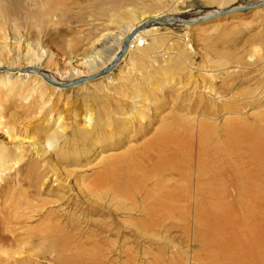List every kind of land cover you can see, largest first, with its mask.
<instances>
[{
    "label": "rangeland",
    "instance_id": "1",
    "mask_svg": "<svg viewBox=\"0 0 264 264\" xmlns=\"http://www.w3.org/2000/svg\"><path fill=\"white\" fill-rule=\"evenodd\" d=\"M0 1V149L11 154L12 159L18 158L20 160L19 164L15 160L11 162L6 170H1L0 174V236L6 235L12 240V242L8 241L7 243L0 240V259L5 258L2 256L4 252H13V255L18 257L17 253H21L27 248H20L22 244H30L28 241L32 239L37 241L38 234L47 224V222L42 221L49 220L46 217L47 209L50 208V205H59L58 208L62 206L59 215L69 213L81 217L82 221L85 222L83 229L86 237L92 239L93 236L101 235L98 254L101 261L109 259L114 264H125L129 261L133 262L129 264H199L194 258L196 254H205V252L203 244L196 240L197 235H195L197 234L195 230L197 227L195 226L197 207L194 201L196 197H194V189L190 196L186 192L190 185L195 187L194 181L184 180V182L181 180L177 182L180 174H174L172 186L180 194L174 195V199L168 203V208H157L153 218L154 223L157 224L154 230L152 229L154 234L138 231L141 228V222L147 221L148 217L146 218L140 212L130 214L128 211V206H131L130 201L124 200L115 203L108 196H94L86 190V185L95 179L90 176L94 172L91 165H94L99 158L128 155L130 148L139 147L142 145V141L152 137L157 132L156 129L161 126V122H157L151 127L153 132L150 131L143 140L131 142L130 139L136 131L142 126L148 125V121L152 119H166L172 125L170 119L173 117H169V115H179L178 109L185 104L189 105L191 110L197 109L198 113L200 110L198 116L201 117L202 113L207 112L206 118L215 120L213 122L215 123L213 125L214 133L205 139L209 150V154H207L209 162L204 168L202 167L206 175L202 179L204 185L201 183L203 185L201 188L206 186L204 187L206 193H216L215 189L220 190L219 198H227V206L233 207V210L229 211L227 206H224L226 202L224 204L213 202V204L223 205V215L225 216L232 211L236 212L238 218L234 221L243 225L241 221L245 215L240 213L239 200L248 203L242 191L244 186L252 181L256 182L261 185L256 187L259 195L264 193V156L258 153L264 146V133L261 129L264 125L262 122L256 121L254 115L259 113L258 111L261 112L260 109H264V107L259 108L257 106L250 109L242 104L230 106L229 97L233 95L237 99L244 94L246 96L244 91L254 89L257 83L263 82L261 87L264 86V73L258 72L260 67H264V6L228 14L224 17L202 20L189 26L174 23L163 26L157 25L156 29H151V33H146L141 40H137L135 35L132 37L129 35L130 40L125 46L127 38L124 35L121 36V29L124 28L131 10H135L137 13L145 11L152 13L158 10V13L168 14L169 17L176 16L190 20L192 15L196 16V12L208 11V8L215 9L217 5H215L214 0H52V3L49 0L47 1L49 5L44 6V10L40 11L39 8L45 0ZM260 1L239 0V3L249 7L257 5ZM43 12L45 15L47 12L50 15L58 14V19H56L60 23L56 27L58 32L51 29L52 23H47L48 20H44ZM40 16L43 17V20ZM35 19L46 22L42 32L38 35L33 30H27V26L30 25L25 24L28 21L33 22ZM137 19V22L141 20L138 16ZM15 21L21 25L20 30L13 29ZM65 24H69L68 27ZM113 35L119 37L120 45L124 47L123 56L114 63V66L109 67L111 69L108 74H104L107 68L90 77L82 59L87 53V56L90 55V47L100 49L106 45L107 48L114 46V50H116L118 46L111 42ZM72 36L75 39L80 37L81 40L78 39L77 41ZM64 39L68 41L64 43ZM154 39L165 42L164 46V42L161 41L162 46L157 48V51H162L166 47L169 49L167 51L165 49L167 53L164 51L160 53L161 55L155 53L154 50V53L150 52L154 58L145 60L140 56L139 51L148 53V45H152ZM131 40L134 43L130 47ZM74 42H77L76 46ZM186 44L189 46L187 47ZM253 45L259 50V52L256 50L259 54L254 55L257 56L253 59L254 65L251 62V56L255 52ZM107 48L106 53L109 52ZM188 49L189 51H187ZM32 53L36 56V65H32V67L39 68V71L48 72V74L53 73L60 81L67 82V84L72 81L70 72L74 71L76 75L79 72L80 76H77V80L73 82L78 80H84V82L74 84L72 86L74 88L63 87L62 90L58 87L52 88V84L47 81L37 80V78L29 76L27 64L31 60L30 55ZM164 53L166 55L162 56ZM180 53L184 56V60L177 59L181 58ZM207 53L208 57L215 61L211 67L213 66L212 68L217 71L218 80L215 85L218 93L216 97L218 98L213 95L211 97L205 96L194 82L187 86L189 82L195 80L194 77L198 75L199 70L205 67L206 61L204 59ZM260 55L262 56L260 57ZM237 57H240L241 60L236 61ZM242 61L244 62L242 63ZM221 62H229L227 66L231 68L228 73L220 72L219 63ZM38 64L41 67H37ZM236 66L243 67V69ZM246 68H249L248 71ZM230 72L233 73L229 74ZM144 73L150 76L149 83L144 79ZM246 73L255 76L253 78L255 80L240 82L238 78ZM162 74L168 78L161 80ZM156 80H158V91L154 90L155 85H153L154 88L150 86L151 82ZM180 81L181 85H178ZM162 82L164 83L162 84ZM133 86L138 90L152 91L149 95L153 94L151 99L153 106L144 107L140 114L131 112L127 117V113L125 118L124 115H118L120 121L113 124L112 133L115 135L119 131L118 127L122 129L124 127L126 135L122 138L114 136V147L109 146V151H104L103 155L98 158V151L89 143L83 142L79 131H77L86 125L84 115L87 111L93 114V120L88 123L92 128L90 134L93 133V136L99 137L98 134H102L101 129H104L97 121L100 112L106 113L104 121L110 124L114 115V113H110V110L114 111L117 106L125 109L126 112L127 109L131 110V107H134L135 110L136 106H142L137 102L138 100L131 99L138 94L140 95V93L133 91ZM17 87H24L23 92L18 91ZM180 87L182 89L179 90ZM257 103L255 104L257 105ZM259 103L264 105L262 101ZM163 104H166L167 109L165 107L164 114H160L161 110H156V107ZM228 108H232L236 112L228 115L230 113L224 111ZM181 115L184 114L181 113ZM142 118L144 121L141 120ZM225 119H232V122H236V119L240 121L234 124L236 126L234 130L231 132L227 130L226 134L227 122L224 124ZM141 121L145 123L143 124ZM58 124L61 125L60 129H57ZM12 126H15L16 129L11 132ZM62 129H65V134L58 137L56 152L53 150L54 154L52 155H43L29 141L22 140V138L30 137L33 133L50 135L53 131L61 132ZM81 131L83 135L86 134L84 130ZM105 133L104 129L103 138L110 139L111 136L109 135L104 137ZM127 138L129 142H126ZM194 157V160L197 161V155ZM49 161L62 169L61 173L64 175L67 185L64 184L65 186L60 189L53 187L49 192L47 190L46 194H43L40 193V189H42L44 176L50 173L48 178H45V186L48 189L55 180L51 174ZM89 162L92 163L89 165ZM193 164L191 171L194 174L196 168L194 161ZM217 166L219 167L217 168ZM183 168L186 170V174L190 176V169L185 166ZM207 169L211 171L215 169L216 174H211V171ZM233 172L236 174L232 175ZM190 179L195 180L194 178ZM217 182L223 184L219 186ZM173 183H177L175 184L177 187ZM197 200H200L198 203L201 206L205 204V209L208 211L207 199L198 196ZM235 200L238 201H236L238 204ZM55 201L56 203H53ZM141 204L137 211L146 205ZM249 205L252 207L254 204L249 201ZM121 208L122 210H118ZM249 210L251 212V209ZM62 212L66 213L63 214ZM207 213L212 216L211 212ZM228 216L230 218L236 217L233 214ZM235 222H232L234 227V231H232L234 234L232 235H235L234 238L241 237V225H235ZM209 224H213V222L209 221ZM21 235L23 237L20 239L19 236ZM90 244L87 246L90 247Z\"/></svg>",
    "mask_w": 264,
    "mask_h": 264
},
{
    "label": "bare ground",
    "instance_id": "2",
    "mask_svg": "<svg viewBox=\"0 0 264 264\" xmlns=\"http://www.w3.org/2000/svg\"><path fill=\"white\" fill-rule=\"evenodd\" d=\"M47 1H49V0H45V2L43 1L44 4L42 6H40V8H39L40 11L44 10V6L49 5L48 4L49 2H47ZM51 1L52 0H50V2ZM38 2H41V1H38ZM38 2H36V3H38ZM214 2H215V5H217V8H215V9H213V8L209 9L208 8V11H201V13L196 12V16L192 15L193 17L190 18V20H192V21L182 19V17L179 16L180 19L182 20V22H184V23H181V22L176 23L175 19H174L176 16L175 17H169L170 15H168V14L165 15L162 12L158 13V10H157V12H152V13H150V12L148 13L147 11H145L143 13H137V12H135V10H131V14H129L124 28L121 29V31H122L121 36L124 35L125 38H128L129 35H131L130 37H132V35H135V38L137 40H141L145 36L146 33H148V34L151 33L150 32L151 29H153V28L156 29L157 25L163 26V25H171V23H174V24H181V26L182 25L189 26V25H193L197 22L199 23L202 20H210L209 19L210 17L217 15V14H220L223 10H225L227 8H234V9H237L240 11H243L245 8H247L242 3H239V0H214ZM0 3H1V1H0ZM234 4H236V5L234 6ZM52 6H53V4H52ZM256 6H261V7L264 6V0H261L260 3H258ZM51 9H53V8H51ZM48 10H49V8H48ZM47 13L45 15L43 12V17H45L44 20L45 19L48 20L47 23H50V24L52 23L51 29H54L58 32L59 30H58V28H56L57 26L60 25V23H58L56 21V19H58L57 18L58 14L57 15L52 14V12H51L52 15H50ZM137 16H138V18H141V20L139 22H137L138 21ZM43 17H41L42 20H43ZM155 19L157 21L150 24L148 27H146L144 29V31L139 30V27L141 25H143L144 23H146L149 20H155ZM185 23H189V24H185ZM25 24L30 25V26H27V28H28L27 30H31V31L33 30V31H35L34 33H36L38 35L39 33L42 32L44 26L46 25V22H41V20L37 21L35 19V21H33V22L28 21ZM65 25L68 27L67 24H65ZM21 28H22L21 25H19V23H17L16 21L13 23V29L14 30L15 29L20 30ZM98 30H100V28H98ZM29 35H28V38H29ZM80 35H82V34H80ZM75 36H77V35H75ZM109 36H111V35H109ZM155 36H157V35L155 34ZM73 38L75 39V37H73ZM118 38L119 37L117 35H113L112 39H111L113 41L110 40L114 45L116 44L118 46V48L116 50H114V46H110L109 48H107L106 45H104L100 49L99 48L97 49L96 47H94L95 44L92 43L94 45L93 46L94 48L92 49V47H90L91 48L90 55L87 56L88 53L86 52L87 53L86 56L82 59V61L84 62V65L87 67V70H88L87 73L90 77L99 74V72L104 70V69H107V68L111 69L109 67L114 66V63L119 61L120 58L123 56L124 47L120 45V41L118 40ZM135 38H134V41H135ZM67 39H68V37H67ZM78 39H80V37ZM78 39H77V41H78ZM161 39H162V37H161ZM58 40H60V39H58ZM87 40H89V39H87ZM67 41L65 40L64 43H66ZM134 41H132L130 43V47L132 46ZM161 41H159L158 39H154V41H153L154 44L151 43L152 45H148L149 46V52L145 53V52L139 51L140 56L142 58H145V60L147 58H149L151 60L152 58H154V56H152L150 52L154 53V50H155V53H158L159 55H161L160 53L164 52L165 49L167 48L166 47L162 51H157V48L161 47L162 42H164V41H162V42ZM96 42L97 41H95V43ZM98 42H99V40H98ZM177 43H179V42H177ZM74 45L76 46L77 42L76 43L74 42ZM175 45H178V44L175 43ZM254 45H253V47H254ZM164 46H165V42H164ZM186 46L188 47L189 45L186 44ZM71 47H73V46H71ZM106 48L109 50L108 53H106ZM168 49H166V51ZM112 50H114V51L111 53ZM254 50H255V52H254L253 56H251L252 65L255 64V62L253 61L254 57H257L254 55H256V53L259 52V50H257L256 47H254ZM256 50L258 52H256ZM166 51H165V53H167ZM187 51H189V49ZM252 51H251V54H252ZM165 53L162 56H165L166 55ZM2 55H3V53H2ZM154 55H157V54H154ZM224 55H226V54H224ZM180 56H181V58H177V59L184 60V56L181 53H180ZM261 56L262 55H260V57ZM30 57H31V60H29V62L27 64V68L29 69V72H27V73L29 74V76L35 77V78H37V80L39 79L41 81H43V80L47 81L48 83L52 84V88L58 87V88L62 89L63 87H68L67 85H69V87H72L74 84H80V83L84 82V80H78L76 82H73L74 80H77V78H76L77 76H80L79 72H77V75H76V73L74 71L70 72V78L72 80V81H70V83L67 84V82L60 81L58 79V77L55 76L53 73L52 74H48V72L44 73L42 71H39L38 70L39 68L36 69L35 67H32V65H36V56L32 53L30 55ZM205 57H206L204 59V61H206L205 67L203 69L199 70L198 75L196 77H194L195 80L192 82H189L187 84V86H189L191 83L194 82V83H196L197 87H199V89L202 91V93L205 96L207 95V96L211 97L213 95L214 97H216L218 95V93H217L215 82L218 80V77L216 76L217 71L215 70V68H212L213 66L211 67V64L215 63V61H212V59H210L208 57V53ZM233 58H235V57H233ZM221 60H222V58H221ZM240 60H241L240 57L236 58V61H240ZM228 61H229V59H228ZM232 61H233V59H232ZM243 62L244 61H242V63ZM154 63L156 64L155 60H154ZM228 63L227 62L219 63V65L221 66V68L219 69L220 72L228 73L229 69L231 68V67L227 66ZM28 66H30V67H28ZM39 66H40V64H38L37 67H39ZM236 67H239V66H236ZM239 68L243 69V67H239ZM246 69L248 71L249 68H246ZM105 72H106V70H105ZM258 72L263 74L264 73V67L263 66L260 67ZM232 73L233 72H230L229 74H232ZM248 76H250V77H248ZM149 77L150 76H148L147 73H144V79L148 83H149ZM167 78L168 77H166L165 74H162V77L160 79L164 80ZM236 78H237V76H236ZM253 78H255V76H251L250 73H246L244 76L241 75V77H239L238 80H240V82L255 80ZM157 82H158V80L152 81L151 82L152 84L150 85L151 88H154L153 85H155L156 87L154 88V90H156V91L159 90V86L157 85L158 84ZM163 83L164 82H162V84ZM262 84H263V82H261V84L257 83L256 84L257 86L254 87V89H250L249 91H244L247 94L246 96L244 94V96L238 97L237 99H235L233 97V95L231 97H229L230 100H232V101L229 100L230 106L231 105L236 106V104L237 105L242 104V105L248 106V108H250V109L251 108L253 109V107H257V106H259V108H263L264 105L259 103V101H262V103L264 102V91H263L264 86L261 87ZM22 85H24V84H22ZM178 85H181V81L179 82ZM184 86H186V85H184ZM24 87H25V85H24ZM148 87H149V84H148ZM17 88H18L17 89L18 91L23 92L22 87H17ZM72 88H74V87H72ZM15 89H16V87H15ZM180 89H182V87H180L179 90ZM133 91L140 93V95L138 94L137 96H134L131 99L132 100H138L137 102H139L142 105L141 107L136 106L135 110H134V107H131L130 108L131 110L127 109V112H126L125 109H122V108H120V106H117L114 111L110 110L111 114L114 113L113 118L110 120V122H111L110 124H107L108 122L104 121V117L106 116L105 112H100V114L98 116L97 121L99 122L100 125L103 126V128L106 131L104 137L106 135H109V136H111L110 139L103 138L102 134L104 132V129H101L102 134L101 135L98 134L99 137L93 136V133L90 134V131L92 130V128H90L88 123H90L93 120L94 116L92 113H90V111H87L86 114L84 115V118H85L84 122L86 123V125L83 126V128L81 130H84L86 132V134L83 135L82 131L80 129H78L77 131H79L78 133L81 136V139L83 142L89 143L95 150L98 151V156H97L98 158L103 155L104 151H106V152L109 151V149H108L109 146L114 147V139H113L114 136L122 138V137H124V135H126L125 131H124V127H123V129L121 127H118L119 131L115 135H113V133H112L113 124L115 122L120 121V118H118V115H124V118H125L127 113H128L127 117L130 115L131 112H136L137 114H140L144 110V107L153 106V103H152L153 101L151 100L153 94L149 95V93L151 94L152 91H150V90L145 91L144 89L138 90V88H136V87H134ZM154 93H156V92H154ZM187 98H188V96H187ZM216 98H218V97H216ZM191 99H192V97H191ZM257 101H258L259 105H258ZM191 103H192V101H191ZM255 103H257V105ZM197 105H198V103H197ZM195 106H196V104H195ZM200 106H199V109H200ZM165 107H166V104H163L159 107H156V110H161L160 114H164V112H165L164 108ZM165 109H167V107ZM124 110H125V112H124ZM178 110L180 111L179 115L178 114L169 115V117H173L172 119H170V120H172L171 121L172 125H170L166 119L164 120L162 118H159V120L154 119L155 121L153 119L152 120L149 119L150 121H148V125L142 126L138 131H136L134 136L131 137V139H130L131 142L141 141L145 137H147V135L150 133V131L153 132L151 127H153L157 122H161V126L156 129L157 132L152 137H149L148 139H145L144 141H142V145H140L139 147L130 148L128 155L113 156V157H109V158H105V157L99 158L98 161H96V163L94 165H91V169L94 168V172L90 176H93L95 179L93 178L94 180H92L91 182H89L86 185V190L94 196H98V197L108 196V197H110L109 199H111L112 202H115V203H118V202L124 201V200H126L127 202L130 201L131 206H128V208H129L128 211L130 212V214L133 212H140V213L144 214L146 218L148 217L147 221L141 222L142 223L141 228H139V229L136 228V229H138V231L140 230V232H142V233L149 234L157 226V224L154 223V219H153L155 216L157 208H159V209L168 208L169 207L168 203H170L169 201L174 199V195L176 196V195L180 194L176 190H174L173 186H172V182L174 181V179H173L174 174L179 173L180 178L177 182H180L181 180H183V181L186 180L188 182L191 180V181L195 182V184H194L195 187H193L191 185L189 187L187 186L188 188H187L186 192H187L188 196H190V195H192L193 189H194V197H196L194 201L196 202V207H197L196 225H195V226H197V227H195L197 234H195V235H197L196 240L201 241V243L203 244V246H204L203 248H204V252H205V254H196V256L194 258L195 261H197V263H199V264H264V200H262V198H264V193L259 195V193H258L259 191L256 189V187H258L257 185H260V184L252 181L250 183H247L246 186H244V188L242 190L244 193L245 199L248 202V203H244L242 200H239V207L241 210V212L240 211L239 212L241 213V215L243 213L245 215L243 219L241 217V219H242L241 222L243 223V225L238 223V221L237 222L234 221V219L236 220L238 218V215L236 212L232 211L231 213L228 214V215L233 214V216H236L233 218H230V216H228V215L227 216L223 215L224 214V212H223L224 207H222L223 205L213 204V202H218V203L221 202V204L222 203L224 204V202H226L227 198H223V197L219 198L220 190L218 191V189H215V190L219 194L217 192L216 193H212V192L206 193V191H204V187H206V186H204L203 189L201 188V186L204 185L202 183V179L206 175L203 168L207 165V162H209L207 159L208 158L207 154H209V152H208L209 150L207 148V144H206L205 139H207L208 135L210 136L211 134L214 133L215 129H214L213 125L215 123H213V122L215 120L206 118L207 112L202 113L203 115L201 116L202 117L201 118L200 116H198L200 114V110H199V113H198L197 109L191 110V107L187 104L181 105V107ZM260 110H262V111L261 112L258 111L259 113H257V114L255 113L254 115L256 117V121L262 122L264 125V109H260ZM224 111L226 113H230L228 115H232V114H234V112H236L232 108L224 109ZM181 113L184 115H181ZM158 117H159V115H158ZM154 118H156V117H154ZM141 120L144 121L143 118ZM142 121H141V123L144 124L145 122H142ZM232 121H233L232 119H229V120L225 119V121H224L225 122L224 124H226V122H227V127L225 128L226 134H227V130H229V132L234 130L236 128V126L234 124H237L240 120L236 119L235 120L236 122H232ZM60 128H61V125L58 124L57 129H60ZM15 129H16L15 126H12V128H10L11 132H12V130L14 131ZM261 129H262V132L264 133V127ZM12 134H14V133H12ZM63 134H65V129H62L61 132L55 130L52 133H50V135H46V134L40 135L39 133H33L30 137L28 136L29 138L25 137V138H22V140L23 141H29V143H31L35 147H37L38 151L42 152L43 155H52V154H54L53 150H55L54 152H56L57 141L59 139L58 137L63 135ZM16 138H19V136H16ZM20 138H21V136H20ZM263 139H264V137H263ZM261 141H263V140H261ZM126 142H129L128 138H127ZM257 143H258V141H257ZM258 144H260V143H258ZM248 146H250V145H248ZM112 149L116 150L115 148H112ZM255 150H256V148H255ZM258 153H260L264 156V146L258 151ZM195 155H197V161L194 160ZM8 158H11V159H8ZM14 160L18 161L17 163L19 164L20 160L18 158L12 159L11 154H7V153H5V151L0 149V174H1V170H6L7 166L11 162H13ZM193 161L196 164L194 174L191 171L193 169V165H194ZM201 162H202V165H201ZM244 162H246V161H244ZM91 163L92 162H89V165ZM49 164H50L51 174L54 176L55 180L53 182V185L49 186L50 189H48L45 186L46 185L45 178H48L50 173L48 175L44 176V178L42 180L43 181L42 189H40V193H43V194H46L47 190L49 192L53 187H58L60 189V188H62V186L67 185V181H65V177L61 173L62 169L59 168L58 166H55L54 164H51V161H49ZM248 165H250V164H248ZM183 166L190 169L191 175L189 174V171H188V174L190 176H188L186 174V170H184ZM214 166H216V165H214ZM245 166H247V165H245ZM218 167L219 166H217V168ZM214 168H216V167H214ZM209 169H210V167H209ZM209 169H207V170H209ZM229 170L231 171V169H229ZM253 170H254V168H253ZM259 170H261V168ZM209 171H211V170H209ZM234 171H236V170H234ZM226 172H225V174H226ZM212 173L216 174V170L215 169L212 170L211 174ZM209 174H210V172H209ZM228 174H229V172H228ZM234 174H236V172H233L232 175H234ZM237 174H238V172H237ZM252 174H253V172H252ZM177 176H179V175H177ZM210 176H212V175H210ZM189 177L194 178L195 180H192ZM188 182H187V184H188ZM219 182H217V183L219 184ZM201 183L203 185H201ZM175 184H177V183H175ZM221 184H223V183H221ZM221 184H219V186ZM205 185H206V183H205ZM44 186H45V189H43ZM175 186L177 187V185H175ZM199 186H200V188H199ZM84 194H85V192H84ZM222 195H223V193H222ZM198 196H203L207 199L206 203L209 206L208 211H207V209H205L206 208L204 206L205 204H203V206H201V204L198 203L200 201V200H197ZM203 200H202V202H203ZM191 201H193V200H191ZM236 201L237 200H235V202ZM249 201H251L254 204L252 207L249 205ZM53 203H56V201ZM140 204L141 205L146 204V205H144V207L141 210L137 211ZM57 206L59 207V205H56V206L50 205V208L47 209L46 217L49 220L42 221V222H47V224L41 230V233L38 234L39 238H37V241H35V239H32V240L28 241V242H30V244L29 243L22 244L20 246V248H23V247L26 248L27 247L28 249L26 248V250H24L23 252L17 253L18 257L13 255L14 254L13 252L12 253H8V252L2 253V256H5V258L0 259V264H114V262L113 261L111 262L109 259H106V261L99 260V257H98L99 249H100L99 238H101L100 237L101 235L93 236L92 239L89 237H86V234H85L84 229H83V224H85V222L82 221L81 217L73 215V214H69V213L66 215L65 214L66 212H64V213L62 212L65 215H62V214L59 215L58 213L62 211L61 210L62 206H60V208H58ZM224 206H227V202L224 204ZM239 207L237 206V208H239ZM227 208L229 211H231V209L233 207L231 208V207L227 206ZM249 209H251V212ZM118 210H122V208L118 209ZM206 211L211 212L212 216H210ZM240 213H239V215H240ZM164 214H165V212H164ZM85 221H86V219H85ZM209 221L213 222V224H209ZM137 222H136V224H137ZM232 222L233 223L235 222V225L236 224L241 225V230H240L241 237H237V238L235 237L234 238L235 235L234 236L232 235V234H234L232 232V231H234V227L232 225L233 224ZM97 224H99V223H97ZM103 226H104V224H103ZM101 227H102V224H101ZM138 227H140V226H138ZM88 228H90V227L88 226ZM135 233H136V231H135ZM152 233L154 234V232H152ZM140 234H138V235H140ZM22 237H23L22 235L19 236L20 239ZM142 238H143V236H142ZM149 239H150V236H149ZM0 240L2 242H5V243H7L8 241L12 242L11 238L9 236H6V235L0 236ZM88 241H90V242H88ZM88 244H90V247L87 246ZM103 257H104V254H103ZM129 263H133V262L129 261L125 264H129ZM116 264H118V263H116Z\"/></svg>",
    "mask_w": 264,
    "mask_h": 264
},
{
    "label": "water",
    "instance_id": "3",
    "mask_svg": "<svg viewBox=\"0 0 264 264\" xmlns=\"http://www.w3.org/2000/svg\"><path fill=\"white\" fill-rule=\"evenodd\" d=\"M256 7H260V6H256V5L249 6V7L245 8L243 11L250 10V9H253V8H256ZM239 11H240V10H237V9H234V8H227V9L223 10L220 14L214 15V16L210 17L209 19L217 18V17H224V16H226V15H228V14L237 13V12H239ZM174 19H175V22H176V23H180V22H181V23H184V22H182V20H181L180 18H178V17H175ZM162 20H163V19H162ZM156 21H157L156 19H155V20H149V21H147L146 23H144L143 25H141V26L139 27V30L145 29V28L148 27L150 24H152V23H154V22H156ZM185 24H189V23H185ZM129 40H130V37L126 39V41H125V46L128 44ZM109 71H110V69H107L106 72H104V74H105V75L108 74ZM90 79H91V78H90ZM91 80H93V79H91ZM67 86H69V85H67Z\"/></svg>",
    "mask_w": 264,
    "mask_h": 264
}]
</instances>
